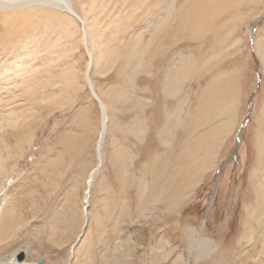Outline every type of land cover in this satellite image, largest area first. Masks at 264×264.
<instances>
[{
  "label": "rangeland",
  "instance_id": "1",
  "mask_svg": "<svg viewBox=\"0 0 264 264\" xmlns=\"http://www.w3.org/2000/svg\"><path fill=\"white\" fill-rule=\"evenodd\" d=\"M69 1L0 14V260L264 264V0Z\"/></svg>",
  "mask_w": 264,
  "mask_h": 264
},
{
  "label": "bare ground",
  "instance_id": "2",
  "mask_svg": "<svg viewBox=\"0 0 264 264\" xmlns=\"http://www.w3.org/2000/svg\"><path fill=\"white\" fill-rule=\"evenodd\" d=\"M33 8H45V9H51V10L64 12V13L69 14L70 16L74 17L75 19L80 20L79 17L77 16V14L75 13V11L73 10L72 4L69 0H0V14H1L2 18H8L11 15H13L15 12H24L25 10L30 11ZM84 38L85 39L83 41H84V46L86 47V53H87V56L90 58V62L87 64V71L85 74V82H86L87 87H89L91 89L92 98L99 105V110H100V115H101V131H100L101 134H100V139H99L98 148H97V151H98L99 147L102 143V140L104 138V135H106V132H107L108 111H107L106 106L102 103L101 99L95 93L93 83L89 79V73L91 72L93 67H95L94 64L98 60V54L99 53L96 50H99V49H96V46H95L96 44L94 45V42L91 40V44L94 47V51H96V53L93 54L91 52V50H89V44H88V40L91 39V36L89 35V33L87 34L85 32ZM16 66H17L16 62L13 65L11 63L9 64V62H8V64L2 68L6 69L8 71L12 70L13 75H18L21 73V70L15 69ZM7 78H9V76H7V77L5 76L4 80H7ZM97 176H98L97 170H94L90 173V175L88 177V181H87L88 188L94 183ZM83 204H84V206H83L82 212H83V219L85 221L86 219H89V213H88V208H87V206L89 207V204H90V192L89 191H86V193H85V196L83 198ZM259 214H260V212H259ZM258 219H259V217H258ZM262 223H264V222H262ZM17 253H18V249L13 251L11 253V255H9L8 257L4 258L3 260H0V264H35L34 262H28L27 263V261H25L23 263L17 262L15 260V256Z\"/></svg>",
  "mask_w": 264,
  "mask_h": 264
},
{
  "label": "water",
  "instance_id": "3",
  "mask_svg": "<svg viewBox=\"0 0 264 264\" xmlns=\"http://www.w3.org/2000/svg\"><path fill=\"white\" fill-rule=\"evenodd\" d=\"M88 89L90 90V93H91V89L88 87ZM214 196V195H213ZM22 255H20V260L22 259ZM37 264H43L42 262H38Z\"/></svg>",
  "mask_w": 264,
  "mask_h": 264
}]
</instances>
